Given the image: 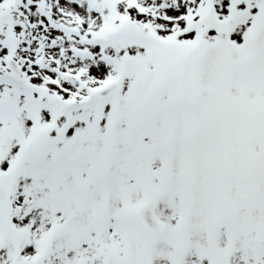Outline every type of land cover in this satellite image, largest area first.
<instances>
[{"label": "snow or ice", "instance_id": "obj_1", "mask_svg": "<svg viewBox=\"0 0 264 264\" xmlns=\"http://www.w3.org/2000/svg\"><path fill=\"white\" fill-rule=\"evenodd\" d=\"M0 264H264V0H0Z\"/></svg>", "mask_w": 264, "mask_h": 264}]
</instances>
